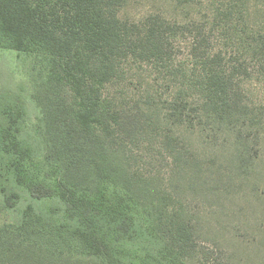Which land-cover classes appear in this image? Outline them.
Instances as JSON below:
<instances>
[{"label": "trees", "instance_id": "1", "mask_svg": "<svg viewBox=\"0 0 264 264\" xmlns=\"http://www.w3.org/2000/svg\"><path fill=\"white\" fill-rule=\"evenodd\" d=\"M127 1L0 0V49L42 57L46 70L31 94L38 114L30 136L22 127L23 103L0 101V151L30 199L16 223L0 227V264H188L196 250L197 226L184 203L163 181L133 170L116 141L142 116L105 95L122 81L124 65L148 63L179 78L168 53L175 25L155 15L142 23L122 20L118 10ZM257 34L250 50L264 55V36ZM197 66L181 73L183 84L160 107L145 96L146 110L153 106L149 118L160 120L164 109L169 123L201 133L211 123L213 136L231 147L228 177L234 169L245 174L259 157L264 104L239 98L234 66L218 69L208 57ZM211 143L214 194L224 152ZM179 144L176 135L166 137L178 174L189 161ZM38 149L41 163L30 166ZM19 197L12 193L5 202L14 207Z\"/></svg>", "mask_w": 264, "mask_h": 264}, {"label": "rangeland", "instance_id": "2", "mask_svg": "<svg viewBox=\"0 0 264 264\" xmlns=\"http://www.w3.org/2000/svg\"><path fill=\"white\" fill-rule=\"evenodd\" d=\"M154 15L175 25L168 53L179 78L159 66L127 62L122 81L108 85L105 95L122 111L139 108L142 116L135 128L133 121L129 126L133 128L120 132L116 141L133 170L167 184L190 213L197 226L198 245L188 264H264V128L258 141L259 157L251 168L245 174L234 169L228 177L233 170L228 161L231 147L223 143L221 134L217 139L213 136L211 123L201 133L197 126L169 123L164 109L160 120L150 119L153 106L146 110L150 105L145 98L153 95L160 107L183 84L181 73L188 74L196 64L198 71L208 57L217 60L218 69L236 68L233 83L243 102L264 104V55L250 50L259 37L257 32L264 36V6L246 0H128L118 10L120 19L135 23ZM44 64L42 57L0 49V101L8 96L23 103L22 127L27 136L34 132L38 109L31 94L46 72ZM185 93L189 100L196 97L194 91ZM173 135L180 138L178 149L189 150V161L180 174L172 173L170 147L165 145L166 137ZM211 141L224 152L223 174L214 194L209 185ZM29 143L37 148V143ZM38 151L29 157L30 166L41 163ZM12 193L20 196L14 207L5 202ZM28 201L0 151V227L16 223Z\"/></svg>", "mask_w": 264, "mask_h": 264}]
</instances>
